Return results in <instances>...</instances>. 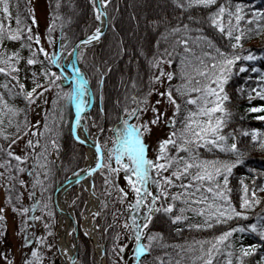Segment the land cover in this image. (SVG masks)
<instances>
[{"label": "snow or ice", "instance_id": "obj_1", "mask_svg": "<svg viewBox=\"0 0 264 264\" xmlns=\"http://www.w3.org/2000/svg\"><path fill=\"white\" fill-rule=\"evenodd\" d=\"M88 4L92 23L73 41L65 34L72 21L60 14L61 0L50 3L43 33L34 9L22 19L19 3L13 16L11 0H0V188L5 192L0 246L7 242L10 211L18 220L21 264H45L56 248L52 193L64 165L51 157L60 159L67 134L93 152V164L67 179L81 184L92 178L91 195L99 201L94 221L110 205L113 209V223L104 229H118L111 264H252L250 258L257 256L256 264H264V184L257 183L259 175L249 177L251 185L237 175L248 156L241 138L264 151V131L233 127L230 108L234 99H246V112L264 123V54L245 48L253 35H264V7L251 0H161L162 15L133 16L137 30L143 24V43L129 48L123 37L117 42L114 59L128 56L135 72L121 77L123 92L109 110L105 85L111 64L94 63L92 78L79 65L106 29L116 33L112 13L119 9L113 0ZM33 113L39 119L33 120ZM156 130L162 136L150 143ZM97 174L103 178L99 195ZM158 221L177 235L213 234L167 244L153 230ZM248 238L257 242L246 246ZM167 248L173 253L154 255ZM56 253L68 256L67 249L56 248L53 257ZM68 260L77 264L74 256ZM0 261L15 264L8 251H0Z\"/></svg>", "mask_w": 264, "mask_h": 264}, {"label": "trees", "instance_id": "obj_2", "mask_svg": "<svg viewBox=\"0 0 264 264\" xmlns=\"http://www.w3.org/2000/svg\"><path fill=\"white\" fill-rule=\"evenodd\" d=\"M12 2V13L13 16L17 14V3H19V13L21 18L29 16L27 0H11ZM247 2V0H245ZM253 4L257 7H264V0H251ZM46 9H47V25L49 23V16L51 14L50 3L54 6L56 0H45ZM62 7L60 9V14L66 19H71L72 23L66 27L65 34L75 41L77 36H80L82 31L86 28L87 25L92 23L91 20V8L88 4V0H61ZM134 6V7H133ZM113 8H118L119 11H113V15L116 17V33H113L111 28L106 29V34L102 37L101 42L95 44L93 47L89 48L86 52V56L84 58V62L80 64L81 69L88 75L89 78L93 77L94 69L92 65L95 63L100 67H104L103 62L108 61L111 64L113 71L106 79L105 85V95H106V106L109 110H111L113 103L115 101L118 93H122L123 89L120 86L121 77L123 76L125 79L129 74H134L135 67L133 65L131 67L128 66V56H125L122 60L116 61L114 59L116 44L120 40L121 37L124 38L125 45L129 48L133 45H137L138 43H143V37L145 35L143 24H141L142 37L140 41L136 38L132 37V33H139V30L136 28V22L131 18L133 16L137 18H143L144 16L148 17H156L157 15H162L161 9V0H113ZM30 23V19L28 20ZM13 26H15V22L13 21ZM140 27V28H141ZM45 31V30H44ZM54 36L59 39V29L54 33ZM155 35H149L148 39L152 42L155 41ZM8 47L15 48L18 45L9 44ZM245 48L253 49L257 54H264V35H253V37L246 41ZM259 66V64L257 65ZM238 83H243V81H238ZM235 97V93H233ZM262 102L254 101L253 105L259 106ZM249 103L246 99H234L232 105H230L231 111L234 113L233 119V127L235 128H244V129H258L260 131H264V123L255 120L253 117L257 114H248L246 112V108L249 107ZM99 107L98 98L96 102L92 105V115H96ZM244 116L245 119L241 120L240 117ZM32 119H39V117H35L34 113L32 114ZM110 126V125H109ZM241 147L247 151V163L245 166H242L237 170V175L244 177L246 182L251 185L252 180L249 178L251 175L256 174L259 175L260 178L257 180V183L264 184V151L260 150L258 147H253L251 144L249 137H243ZM23 146L21 142V147ZM16 151L19 153L20 148H17ZM54 157V158H53ZM51 157L57 165L63 163L64 168L61 171L56 173L55 183L53 187L56 188L60 186L66 178L73 173V171L83 168L85 166V150L82 145L76 144V142L69 135H65L62 140V150L60 159H57L55 154ZM83 157V158H82ZM249 169L255 170V173H249ZM27 179V177H25ZM100 181L102 178L99 174L96 176V184L97 188L100 187ZM123 186V184H121ZM75 188V187H73ZM73 188L71 190H73ZM0 191L3 193L5 200V192L3 188H0ZM99 191V189H98ZM54 193V192H53ZM52 193V195H53ZM264 195V194H261ZM72 199L77 197L76 206L74 207V213L76 219H79L81 215V208L83 203L87 197L86 192H81L78 196L71 191ZM27 196L25 194V204H26ZM118 207V206H117ZM264 207V205H262ZM112 207L109 206V209L106 213H103L102 221L100 223L101 230L103 233L102 243L104 245V259L105 264H111L109 256L111 255V247L113 243V235L115 231L118 229H110L108 233L104 232V229L111 223H113L112 219ZM259 211V208L257 209ZM13 215V214H12ZM14 216V215H13ZM17 220V218L14 216ZM18 223V220H17ZM154 231L160 232L164 236V242L167 244H184L186 241L191 242L194 238L201 239L211 236L212 232H188L185 231L181 235H177L174 227H171L167 222L158 221L154 226ZM218 234V231L217 233ZM257 241L254 238H248L244 240V244L247 246L252 243H256ZM78 243V262L80 264H95L94 258L95 253L91 243V240L88 239L85 235L79 232L77 237ZM105 250L108 251V255H105ZM173 253L172 248L160 249L154 255L164 256V253ZM261 254H264L262 252ZM151 260V258H149ZM252 264H256V260L259 259V256L250 258Z\"/></svg>", "mask_w": 264, "mask_h": 264}, {"label": "bare ground", "instance_id": "obj_3", "mask_svg": "<svg viewBox=\"0 0 264 264\" xmlns=\"http://www.w3.org/2000/svg\"><path fill=\"white\" fill-rule=\"evenodd\" d=\"M80 135L83 137V131L80 130ZM85 156H86V165L84 168H87L89 165L93 164V152L92 149L86 147L85 149ZM91 178H82L81 184H76L77 187H88L89 191H87V198L83 205V218L81 223V228L79 223L75 220L74 217L75 213L72 212L66 205V199L69 190H67V186L63 187L56 196V205L58 209V228H57V235H56V247L60 249H67L68 256L73 255V246L70 243L71 235H68L69 232H72V239L73 243L74 240L77 239L79 232L89 238L96 247L97 250V261L98 264H102L101 258L99 254L101 252V243H100V236L98 234L97 229L93 223V216L92 213L98 210L99 201L91 195ZM74 213V215H73ZM76 222L77 228L76 230L72 227V222L70 217ZM87 233V234H86ZM104 249V247H103ZM59 254V261L61 264H69L68 256H64L61 253ZM78 264V262H77Z\"/></svg>", "mask_w": 264, "mask_h": 264}, {"label": "rangeland", "instance_id": "obj_4", "mask_svg": "<svg viewBox=\"0 0 264 264\" xmlns=\"http://www.w3.org/2000/svg\"><path fill=\"white\" fill-rule=\"evenodd\" d=\"M27 6H28V9L29 8L34 9L35 17H36V19H37V21L39 23V31L41 33H43L44 30H45L46 23H47V9H46L45 0H27ZM140 31H142V27L139 29V33H137L135 35H134V33H132V37L136 38L137 41L138 40L140 41V39L142 37V33H140ZM34 116L36 117L35 114H34ZM157 136H162V133L159 130L155 131L154 136H153L152 140L150 141V143H153ZM85 158H86V156H85ZM86 162H87V160H86ZM86 162H85V165H86ZM71 175L72 174H70L68 177H70ZM102 182H103V178H102V181L99 182L100 183L99 184L100 187L97 188V194L98 195L102 191ZM120 183L123 184V180L122 179H121ZM81 189H82L81 187H77L76 186L75 188H73V190H70V192H68L67 199H66V205L72 212H74V207L71 206L72 205V201L73 200L76 201L77 197L72 199L71 191L74 192V194L76 196H78L82 192ZM98 189H99V191H98ZM38 195H39V193H38ZM26 196H27V194H26ZM52 196H54V193H53ZM101 198H103V197H101ZM3 203H4V196H3V193L0 191V206H3ZM28 203H30V202L28 201V199H26V204H28ZM52 203L54 205V198L52 200ZM84 203H85V201H84ZM84 203H83V205H84ZM98 210H99V206H98ZM81 213L82 214L79 216V219H75L79 223L80 228H81L82 218H83V215H84L83 206L81 208ZM37 214H39V213H37ZM73 215H74V213H73ZM102 216H103V213L95 221L93 220V223H94V226H95L96 229H97V227L99 228V230H97V231H98V234L100 236V243L103 245V243H102L103 233H102L101 225H100V223L102 221ZM74 217H75V215H74ZM7 223H8L7 242L3 246H0V251H8L10 253V258H14L15 264H21V258L23 256V251L24 250L21 249V246H20L21 241H20L19 237H17L15 235V233L17 231V228H18L17 220L14 218V216L12 215V213L10 211L8 213V221H7ZM57 228H58V214H56V228H55L56 234H57ZM37 230L42 232L43 229L38 226ZM81 232H83V231H81ZM50 240H51V238H50ZM53 242L56 245V237H55V240ZM70 243L73 246L72 235L70 237ZM91 243H92V246H93V249H94V253H95L94 261H95V264H97L96 263L97 262V255H98L97 254V250H96V247H95V245L93 244L92 241H91ZM103 247H104V245H103ZM56 248H53V252H56ZM53 252L47 253L48 259L45 261V264H53V259H54V264H61L60 261H59V254L56 253L55 257H53ZM77 262H78V260H77ZM104 262H105V259H104ZM0 264H2V261H0ZM78 264H80V263L78 262Z\"/></svg>", "mask_w": 264, "mask_h": 264}, {"label": "water", "instance_id": "obj_5", "mask_svg": "<svg viewBox=\"0 0 264 264\" xmlns=\"http://www.w3.org/2000/svg\"><path fill=\"white\" fill-rule=\"evenodd\" d=\"M79 66H80V65H79ZM80 67H81V66H80ZM83 147H84V149H86L85 146H83ZM70 177L72 178V180H74V177H73V176H70ZM72 180L66 179V180H65L60 186H58V187L56 188V190L54 191V196H53V198H54V205H55L56 207H57V205H56V196H57V193H58L63 187H65V186H67V190H70L72 187L76 186V184L73 183ZM61 186H63V187H61ZM57 213H58V209H57ZM69 217H70V216H69ZM70 219H71V222H72V227H73V229L76 230V228H77V224H76V222L72 219V217H70ZM73 245H75V247H73V255H72V256L76 257V259L78 260V243H77V239L74 240ZM99 257L101 258L102 264H105V263H104V251H103V245H102V244H101V252H100V254H99ZM98 263H99V262L97 261V264H98ZM69 264H70V262H69Z\"/></svg>", "mask_w": 264, "mask_h": 264}]
</instances>
